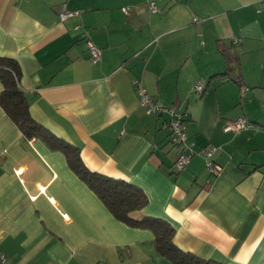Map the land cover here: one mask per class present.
I'll return each instance as SVG.
<instances>
[{"label": "crops", "instance_id": "0c3cea01", "mask_svg": "<svg viewBox=\"0 0 264 264\" xmlns=\"http://www.w3.org/2000/svg\"><path fill=\"white\" fill-rule=\"evenodd\" d=\"M62 9L78 13L61 20ZM226 47L240 83L222 74ZM0 54L19 61L38 122L91 170L145 191L136 215L167 219L176 245L204 259L264 264V0H0ZM134 78L186 112L197 144L219 146L217 175L197 155L174 168L168 114L145 112ZM239 115L251 125L224 131ZM0 252L9 264H173L152 230L114 217L62 151L1 106Z\"/></svg>", "mask_w": 264, "mask_h": 264}, {"label": "trees", "instance_id": "16d2710c", "mask_svg": "<svg viewBox=\"0 0 264 264\" xmlns=\"http://www.w3.org/2000/svg\"><path fill=\"white\" fill-rule=\"evenodd\" d=\"M221 51L229 65L222 74H228L240 83V70L233 63L235 50L226 47ZM21 73L20 63L15 57L0 54V106L27 138H41L50 148L62 151L71 169L98 195L114 217L130 226L152 230L158 253L173 264H238L204 259L184 251L174 242L175 228L167 219L148 214L136 215L148 202L145 191L131 181L91 170L84 163L77 146L38 122L31 115L28 99L19 84Z\"/></svg>", "mask_w": 264, "mask_h": 264}, {"label": "built area", "instance_id": "2783aa9c", "mask_svg": "<svg viewBox=\"0 0 264 264\" xmlns=\"http://www.w3.org/2000/svg\"><path fill=\"white\" fill-rule=\"evenodd\" d=\"M153 4V1H149L150 7H153ZM122 9L124 12H127L129 7L124 6ZM77 13V10L62 9L58 12V16L61 20H64ZM77 27L78 24L74 26V28ZM85 43L89 50L91 60H97L100 57V48L95 45L91 39H86ZM132 84L138 96L139 104L144 108L146 113L161 114L165 112L168 114L167 126L169 128V139L172 146L176 150V158L173 162L174 168L176 170L185 168L192 156L197 155L203 158L204 168L208 174L212 176L217 175L221 170V165L215 159V153L219 146L214 144H197L196 141L187 134V114L184 110H181L174 105L157 102L139 78H134L132 80ZM194 89L199 92L203 91L201 81H197L194 84ZM250 125L251 123L244 115H239L231 120H228L224 124L223 130L237 132ZM0 264H9L8 258L3 252H0Z\"/></svg>", "mask_w": 264, "mask_h": 264}]
</instances>
